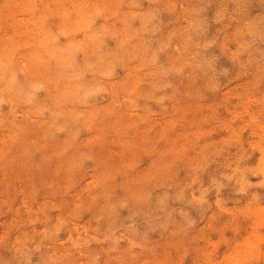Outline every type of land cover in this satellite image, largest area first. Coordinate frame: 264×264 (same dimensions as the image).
Wrapping results in <instances>:
<instances>
[{"label": "rangeland", "instance_id": "rangeland-1", "mask_svg": "<svg viewBox=\"0 0 264 264\" xmlns=\"http://www.w3.org/2000/svg\"><path fill=\"white\" fill-rule=\"evenodd\" d=\"M157 2L0 0L5 252L43 239L71 264H264L257 192L237 197L235 184L216 185L217 211L192 249L169 227L178 202L207 192L196 159L209 146L253 138L252 176L238 178L236 191L264 184V33L253 44L234 30L220 43L221 74H232L185 85L171 43L187 23L185 0ZM242 2L248 18L264 14L262 0ZM162 14L173 17L167 31Z\"/></svg>", "mask_w": 264, "mask_h": 264}, {"label": "clouds", "instance_id": "clouds-1", "mask_svg": "<svg viewBox=\"0 0 264 264\" xmlns=\"http://www.w3.org/2000/svg\"><path fill=\"white\" fill-rule=\"evenodd\" d=\"M143 3L147 8L162 6V3H158L157 0H143ZM185 4L187 8L186 26L174 35L171 41L179 45L177 64L182 66L183 73L188 74L179 79H182L185 85L194 87L203 85L213 76H230L232 67H228L227 72L221 74V69L226 67L224 55L220 52L221 41L227 38V42H231L234 30L240 29L251 33L254 44L255 38L264 33V14L248 18L242 0H185ZM193 11L198 13L197 19H193ZM172 19L173 17L162 14L161 23L165 31L172 26ZM209 40L213 41L210 45L206 43ZM260 62L264 65V59ZM193 77H195L194 84ZM173 78L170 73L168 79ZM164 91H170V89H164ZM154 94L159 95L160 90H156ZM148 103L155 106L154 101H148ZM249 139L253 138L241 136L234 143L209 146L197 155L199 184L206 187L207 192L199 201L178 202L183 211L174 212L169 222V227L175 229L176 234L173 238L178 245L192 249L198 242L202 234L201 226L208 221L209 213L217 211L214 200L209 199V194L213 190L217 191L216 185H219L221 192L226 184H235L234 192L237 197H245L252 192H257L260 198L264 199V184H248L243 192L236 191L239 188V184L235 183L238 178L243 176L246 180H250L249 176H252L246 166L257 150L249 146ZM259 144L264 147V137L259 139ZM205 174H209L207 184L203 179ZM190 187L196 190L197 184L193 183ZM203 231L206 232L207 228ZM45 244L46 241L43 239L21 241L16 245L15 254L11 249L5 252L6 245L0 244V264H71V262L49 255L50 248L45 247ZM95 264H100L99 257Z\"/></svg>", "mask_w": 264, "mask_h": 264}]
</instances>
